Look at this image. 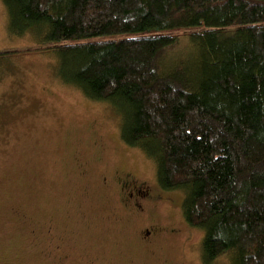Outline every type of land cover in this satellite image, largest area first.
<instances>
[{"label":"trees","instance_id":"1","mask_svg":"<svg viewBox=\"0 0 264 264\" xmlns=\"http://www.w3.org/2000/svg\"><path fill=\"white\" fill-rule=\"evenodd\" d=\"M2 1L9 32L56 52V78L184 193L203 263L264 264V0Z\"/></svg>","mask_w":264,"mask_h":264},{"label":"rangeland","instance_id":"2","mask_svg":"<svg viewBox=\"0 0 264 264\" xmlns=\"http://www.w3.org/2000/svg\"><path fill=\"white\" fill-rule=\"evenodd\" d=\"M8 21L0 0V264H204L184 193L160 189L111 107L57 79L56 52ZM187 33L174 48L192 47ZM130 179L151 201L136 205L122 188Z\"/></svg>","mask_w":264,"mask_h":264},{"label":"flooded vegetation","instance_id":"3","mask_svg":"<svg viewBox=\"0 0 264 264\" xmlns=\"http://www.w3.org/2000/svg\"><path fill=\"white\" fill-rule=\"evenodd\" d=\"M123 190L127 192V194L135 200L137 203L136 205L138 207L142 206V204L139 203V200L143 198V201L150 200L153 198V193L150 189L147 190H141V184H137V182L134 179L125 180L123 184ZM145 235L151 234V231L149 229L144 230ZM146 237V236H145ZM147 239V237H146Z\"/></svg>","mask_w":264,"mask_h":264}]
</instances>
